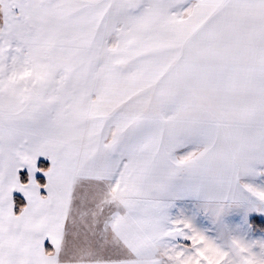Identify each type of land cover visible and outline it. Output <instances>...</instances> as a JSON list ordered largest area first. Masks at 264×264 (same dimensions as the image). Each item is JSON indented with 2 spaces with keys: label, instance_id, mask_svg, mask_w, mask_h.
Returning a JSON list of instances; mask_svg holds the SVG:
<instances>
[{
  "label": "snow or ice",
  "instance_id": "6c2138e0",
  "mask_svg": "<svg viewBox=\"0 0 264 264\" xmlns=\"http://www.w3.org/2000/svg\"><path fill=\"white\" fill-rule=\"evenodd\" d=\"M0 264H264V0H0Z\"/></svg>",
  "mask_w": 264,
  "mask_h": 264
}]
</instances>
